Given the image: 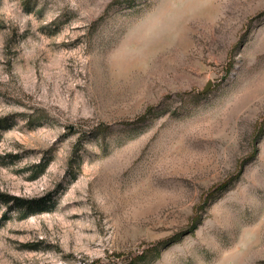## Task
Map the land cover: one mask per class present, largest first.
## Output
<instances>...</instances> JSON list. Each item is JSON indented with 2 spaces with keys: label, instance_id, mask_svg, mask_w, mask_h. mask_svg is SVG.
<instances>
[{
  "label": "rangeland",
  "instance_id": "rangeland-1",
  "mask_svg": "<svg viewBox=\"0 0 264 264\" xmlns=\"http://www.w3.org/2000/svg\"><path fill=\"white\" fill-rule=\"evenodd\" d=\"M0 192V264H264V0H0Z\"/></svg>",
  "mask_w": 264,
  "mask_h": 264
},
{
  "label": "trees",
  "instance_id": "trees-1",
  "mask_svg": "<svg viewBox=\"0 0 264 264\" xmlns=\"http://www.w3.org/2000/svg\"><path fill=\"white\" fill-rule=\"evenodd\" d=\"M243 165L244 163H240L238 165L235 178H237L242 172ZM35 168H38V172L36 173V175L33 176V179L37 178L40 174L44 172L45 164H39ZM235 178H232L231 181L227 180L225 182H222L216 185L215 187L211 188V190L208 191L205 197L209 199L213 197L216 193L225 190ZM0 207L4 208L0 221L5 222L9 220L10 217L8 214L10 212L16 214L19 219H25L32 215L50 212L54 207V201L51 198L50 194L34 198H24L0 192ZM196 226L197 218H193L191 226L188 228V231H186L184 234L187 235L194 233Z\"/></svg>",
  "mask_w": 264,
  "mask_h": 264
},
{
  "label": "water",
  "instance_id": "water-1",
  "mask_svg": "<svg viewBox=\"0 0 264 264\" xmlns=\"http://www.w3.org/2000/svg\"><path fill=\"white\" fill-rule=\"evenodd\" d=\"M210 86V83H208V85L205 87L204 91H206Z\"/></svg>",
  "mask_w": 264,
  "mask_h": 264
}]
</instances>
